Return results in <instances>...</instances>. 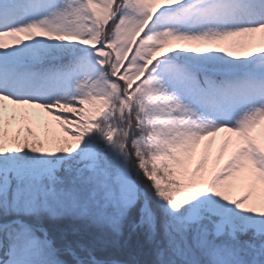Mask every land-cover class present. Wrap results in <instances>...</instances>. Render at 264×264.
<instances>
[{
  "label": "snow or ice",
  "instance_id": "6c2138e0",
  "mask_svg": "<svg viewBox=\"0 0 264 264\" xmlns=\"http://www.w3.org/2000/svg\"><path fill=\"white\" fill-rule=\"evenodd\" d=\"M0 264H264V0H0Z\"/></svg>",
  "mask_w": 264,
  "mask_h": 264
},
{
  "label": "trees",
  "instance_id": "16d2710c",
  "mask_svg": "<svg viewBox=\"0 0 264 264\" xmlns=\"http://www.w3.org/2000/svg\"><path fill=\"white\" fill-rule=\"evenodd\" d=\"M140 181L143 185L147 186L149 184V181H147L146 179H144L142 176L140 177ZM117 256H119L120 258H126L124 257L122 254L120 253H116Z\"/></svg>",
  "mask_w": 264,
  "mask_h": 264
},
{
  "label": "rangeland",
  "instance_id": "374dc122",
  "mask_svg": "<svg viewBox=\"0 0 264 264\" xmlns=\"http://www.w3.org/2000/svg\"><path fill=\"white\" fill-rule=\"evenodd\" d=\"M37 130L39 131V128H38ZM260 131H261V129L258 128V129H257V132H260Z\"/></svg>",
  "mask_w": 264,
  "mask_h": 264
}]
</instances>
